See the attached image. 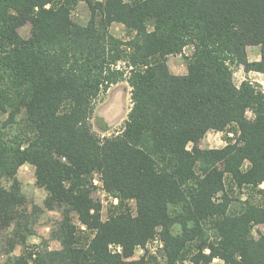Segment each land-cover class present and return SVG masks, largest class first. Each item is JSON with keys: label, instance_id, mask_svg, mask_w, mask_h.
<instances>
[{"label": "trees", "instance_id": "1", "mask_svg": "<svg viewBox=\"0 0 264 264\" xmlns=\"http://www.w3.org/2000/svg\"><path fill=\"white\" fill-rule=\"evenodd\" d=\"M239 67L264 76V0H0V264H264V92ZM121 82L129 112L100 137L96 102ZM209 132L225 146L201 149ZM43 211L58 249L27 243Z\"/></svg>", "mask_w": 264, "mask_h": 264}, {"label": "rangeland", "instance_id": "2", "mask_svg": "<svg viewBox=\"0 0 264 264\" xmlns=\"http://www.w3.org/2000/svg\"><path fill=\"white\" fill-rule=\"evenodd\" d=\"M127 3L130 0H122ZM72 17L79 23H84L87 20V11L85 6L79 5L78 8L72 13ZM122 27L115 28L112 31L117 37H124L121 31ZM20 34L25 37L29 34V27L25 26L19 30ZM246 58L248 61H259L260 50L258 46H250L246 49ZM168 67L175 75L186 74V60L181 56H171L168 58ZM234 82L239 85L244 79H248L258 86L264 92V76L258 72L244 73L241 67L233 71ZM130 108V89L125 82L118 83L112 86L106 94L100 97L96 102V108L91 120V126L94 133L100 137H109L116 135L122 130L123 123L126 119L127 113ZM230 135V134H229ZM223 132H209L199 142L201 149H219L225 146ZM16 178L21 184V191L27 197L28 201L32 202L38 208H43V200L46 193L35 186L34 169L25 164L22 165L16 173ZM264 188V184L261 185ZM116 201H114V204ZM101 210L102 218L105 219L108 215L109 205L103 202ZM60 214L57 212L43 211L37 218L35 223V234L31 236L27 243L29 245H46L49 249H58L59 245L55 241L49 239V229L54 220H58ZM259 231L264 232V225L257 228ZM256 229V230H257ZM256 234V233H255ZM1 241V240H0ZM145 248H136L131 259L137 260L144 254ZM21 249L17 247L15 254L18 255ZM212 264H223L220 260L214 259Z\"/></svg>", "mask_w": 264, "mask_h": 264}, {"label": "built area", "instance_id": "3", "mask_svg": "<svg viewBox=\"0 0 264 264\" xmlns=\"http://www.w3.org/2000/svg\"><path fill=\"white\" fill-rule=\"evenodd\" d=\"M157 245H158V243L157 242H154V244L151 247H148V249L151 251V253L154 254ZM116 249H117V251L120 250V248H116Z\"/></svg>", "mask_w": 264, "mask_h": 264}, {"label": "crops", "instance_id": "4", "mask_svg": "<svg viewBox=\"0 0 264 264\" xmlns=\"http://www.w3.org/2000/svg\"><path fill=\"white\" fill-rule=\"evenodd\" d=\"M213 261H216V260H213ZM212 263H213V262H212ZM212 263H211V264H212Z\"/></svg>", "mask_w": 264, "mask_h": 264}]
</instances>
